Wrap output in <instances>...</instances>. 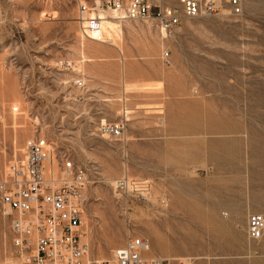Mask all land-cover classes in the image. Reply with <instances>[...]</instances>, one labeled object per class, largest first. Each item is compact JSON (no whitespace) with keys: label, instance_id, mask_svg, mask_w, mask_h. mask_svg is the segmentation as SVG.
<instances>
[{"label":"rangeland","instance_id":"obj_1","mask_svg":"<svg viewBox=\"0 0 264 264\" xmlns=\"http://www.w3.org/2000/svg\"><path fill=\"white\" fill-rule=\"evenodd\" d=\"M108 1L0 0V184L41 137L89 173L93 257L140 236L171 262L264 264V239L246 231L264 214V0H241L238 15L223 2L220 15L185 20L168 38L109 11L120 30L94 42L79 7ZM153 1L155 13L179 3ZM122 121L124 136L99 133ZM9 212L0 205V264Z\"/></svg>","mask_w":264,"mask_h":264},{"label":"built area","instance_id":"obj_2","mask_svg":"<svg viewBox=\"0 0 264 264\" xmlns=\"http://www.w3.org/2000/svg\"><path fill=\"white\" fill-rule=\"evenodd\" d=\"M226 2L238 15L241 0H180L179 8H158L150 0H110L101 7L102 12H120L130 20H150L170 32L187 19L217 16ZM80 28L86 37L101 32L102 16L80 5ZM183 17V18H182ZM169 52L166 53V57ZM78 89L85 90L86 83L78 80ZM127 128L122 122H101L100 131L112 137L120 136ZM49 147L56 149L44 138L35 137L25 147L24 160L13 166L0 184V205L10 208L9 216L17 215L13 222L11 248L20 264H195L194 258L186 261L160 259L150 255V242L142 237L130 239L116 250L111 260H88L89 248L83 244V208L87 205L88 177L77 167L70 155L56 152L53 159ZM60 155V156H59ZM56 168V172L53 170ZM52 170V171H51ZM137 192H148V183L128 182ZM21 218V219H20ZM248 231L252 240L264 238V214L249 217Z\"/></svg>","mask_w":264,"mask_h":264},{"label":"bare ground","instance_id":"obj_3","mask_svg":"<svg viewBox=\"0 0 264 264\" xmlns=\"http://www.w3.org/2000/svg\"><path fill=\"white\" fill-rule=\"evenodd\" d=\"M150 2H153L154 3V1L153 0H150ZM81 5H86V6H88L87 4H84V3H81ZM155 5V4H154ZM179 6H180V0H179V3H178V5H174V6H167V7H163L164 9H174V8H179ZM93 10H95V11H97V12H99L98 14H100L101 16H102V19H103V22H102V24H101V28H102V30H101V32H95L94 34H91L90 36V38H88V39H91L92 41H101V42H105L106 43V41H104L105 40V36H108V37H110L111 35H112V32H114V31H117V30H120V26L118 25V24H116V23H114V22H112V21H109V19H107L106 18V15L107 14H109V12H102L100 9H99V5H97L96 7H94V9ZM111 11V10H110ZM79 12H80V7H79ZM112 13H115L116 15H119L120 17L119 18H117V17H115V18H117V19H119L120 21H126V20H130V19H126L125 18V14L124 13H120V12H113L112 11ZM212 17H215V16H208V15H206L205 17H202L201 19H206V18H212ZM114 18V17H113ZM183 18V17H182ZM197 18H200V17H197ZM111 19V18H110ZM190 19H193V18H190ZM190 19H187V18H183L182 20H181V23L183 22V21H185V20H190ZM79 21H80V18H79ZM130 21H139V20H130ZM143 22H151V23H153L157 28H159V30H160V32H161V34L164 36V38H168V37H170L171 35H173L174 34V32H175V30L179 27V25L181 24H179L178 26H177V28H175L173 31H169V30H166L164 27L162 28L161 26H159V25H157L156 24V22H154V21H150V20H142ZM142 21H139V22H142ZM1 22H2V19H1V17H0V24H1ZM81 30H82V28H80ZM103 40V41H102ZM167 52H169V50H166L165 51V53H164V56H163V58L165 59V62L166 63H168V64H170V56H168V57H166V53ZM80 80H82L83 82H85V79L83 78V79H80ZM79 80V81H80ZM86 83V82H85ZM76 88H77V90H79V91H81L80 89H78V87L76 86ZM83 91V90H82ZM110 124V123H109ZM101 126V125H100ZM100 128V127H99ZM99 133L100 134H102V135H107V136H109L110 138H114V137H121V136H124V134H125V131L124 132H122V134L120 135V136H114V137H112V136H110V135H108V134H106V133H103V131L101 132L100 131V129H99ZM76 165V164H75ZM77 167H81L83 170H84V172H86V176L88 177V181H87V191L85 190L84 191V196L86 197V199L88 198V192H89V184H90V178H89V173L86 171V168L83 166H78V165H76ZM52 171V170H51ZM88 205V204H87ZM87 205H85L84 206V208H83V215H82V220H83V222H85V220H84V216H85V214H86V209H87ZM8 207V206H7ZM9 210H10V208H9ZM7 212V211H6ZM260 214H263V213H260ZM259 214V215H260ZM253 215V214H252ZM18 217H17V215H14V216H11L10 217V225H9V234H8V238H10V247L8 248V252H7V254H8V256H7V259H6V264H20L21 263V261L22 260H20V259H16L15 257H14V254H13V249L11 248V242H12V238H13V235L11 234V228L13 227V221L15 220V219H17ZM21 219V218H20ZM248 221H249V218H248ZM83 227H84V224H83ZM246 231H247V235H248V238L250 239V240H252L251 239V237H250V235H249V231H248V222H247V227H246ZM137 237V236H136ZM135 236L134 237H130L128 240H127V242L130 240V239H133V238H136ZM138 237H140V236H138ZM143 238V237H142ZM145 239V238H144ZM264 239V238H263ZM147 240V239H146ZM262 240V239H261ZM83 241V244L84 245H87L88 246V248H89V251H90V247H89V244L88 243H85L84 242V240H82ZM148 242H150V240H147ZM252 241H254V240H252ZM126 242V243H127ZM257 242H259V241H257ZM125 243V244H126ZM124 244V245H125ZM123 245V246H124ZM122 247V246H121ZM120 248V247H119ZM118 250V249H117ZM150 250H151V243H150ZM115 252H116V250L113 252V255L109 258V259H102V260H111L112 258H114V255H115ZM150 255L151 256H156V255H154L153 253H152V250L150 251ZM156 257H158V258H160V259H163V258H161V257H159V256H156ZM87 259L88 260H99V259H97V258H95V257H93L92 256V254H91V251L89 252V256L87 257ZM102 260H99V261H102ZM166 260V259H165Z\"/></svg>","mask_w":264,"mask_h":264}]
</instances>
